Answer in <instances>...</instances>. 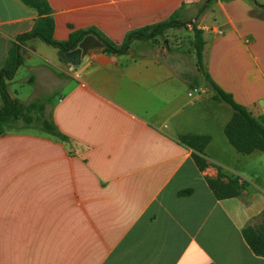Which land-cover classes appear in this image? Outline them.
Returning a JSON list of instances; mask_svg holds the SVG:
<instances>
[{"label":"crops","instance_id":"obj_1","mask_svg":"<svg viewBox=\"0 0 264 264\" xmlns=\"http://www.w3.org/2000/svg\"><path fill=\"white\" fill-rule=\"evenodd\" d=\"M47 3L56 41L94 28L119 46L172 16L183 25L165 29L162 45L132 41L123 55L86 35L77 71L37 38L19 44L7 87L25 67L33 91L21 102L48 98L45 115L67 139L30 128L0 135V264H264L242 235L264 213V153L224 143L232 111L195 85L192 32H202L210 79L264 125V9L247 0ZM37 19L0 0V69ZM183 135L209 137L204 170ZM218 170L237 179V196H213L206 178Z\"/></svg>","mask_w":264,"mask_h":264},{"label":"trees","instance_id":"obj_2","mask_svg":"<svg viewBox=\"0 0 264 264\" xmlns=\"http://www.w3.org/2000/svg\"><path fill=\"white\" fill-rule=\"evenodd\" d=\"M18 1L24 6L35 10L38 19L35 21L30 32L19 35L16 38V41L12 43L8 59L5 65L0 69V135L18 129L30 128L57 139H67V137L60 132L51 118L45 115V104L48 102V98L21 103L18 100L11 98L8 93L7 82L13 78L14 73L22 63L18 52L20 43L37 38L62 54L76 49L84 36L92 35L101 43L105 53L123 55L127 52L132 41H149L162 38L165 29L183 25L172 16L169 20L162 23L129 32L123 43L119 46L113 44L94 28L86 30L71 29L67 40L56 41L53 38L54 22L51 15L52 11L47 0ZM247 1L256 9H264V5L259 4L256 0ZM192 32L193 49L197 61L199 76V80L195 81V85L200 86V83L202 82L204 88L211 93L212 99L224 103L232 111L231 118L223 130L227 141L237 152L242 154H250L253 151L264 153V125L259 123L243 106L235 103L229 94L222 91L210 79L205 71L202 60L204 46L202 32L195 26H193ZM178 139L182 144L194 151L192 154L193 162L200 171L204 170L208 163L203 158V150L209 142V137L183 135ZM224 177L225 175L218 170L215 178H206L207 186L216 199L235 197L241 189L236 178L224 181ZM188 192L189 191H183L179 194H187ZM242 235L253 254L259 257L263 256L264 213L259 217L258 224L243 228Z\"/></svg>","mask_w":264,"mask_h":264},{"label":"rangeland","instance_id":"obj_3","mask_svg":"<svg viewBox=\"0 0 264 264\" xmlns=\"http://www.w3.org/2000/svg\"><path fill=\"white\" fill-rule=\"evenodd\" d=\"M161 40L162 39L150 40V41H148L149 42L148 45H150L152 47L153 46H157V45H162L163 43H161ZM48 49L51 50L52 48H48ZM188 54H190V52ZM187 59L189 60V57ZM27 77H28V71H27V69L25 67H21L17 71V73H16L13 81L7 87V90L9 92V94L11 96H14L15 98H17V100H19L20 102L21 101L22 102H26L30 98V96L32 94V91H33V88L30 85V83H28L26 81ZM193 95L196 96L197 93H193ZM220 119H222V118L217 115V121H219ZM23 129H27V128H23ZM213 132H214L213 133L214 135L216 134L215 138L216 139L219 138V133L218 132L216 133V129H213ZM222 137H223L224 141H226L224 143H228L227 140H226V138H225V136H224V134H223ZM263 168H264V163H263ZM226 173H227V176H230L231 177V173H228V172H226ZM243 174L244 175L240 174V176L244 177L249 182H253L250 179V176L249 177L246 176V175H249L248 173H243Z\"/></svg>","mask_w":264,"mask_h":264},{"label":"water","instance_id":"obj_4","mask_svg":"<svg viewBox=\"0 0 264 264\" xmlns=\"http://www.w3.org/2000/svg\"><path fill=\"white\" fill-rule=\"evenodd\" d=\"M81 47H82V42L78 44V47L76 49L72 51H67L62 54L58 53L57 55L61 61L70 65L74 71H77L80 64H82L84 61L81 57ZM193 61L195 67H197V61L195 55H193Z\"/></svg>","mask_w":264,"mask_h":264}]
</instances>
